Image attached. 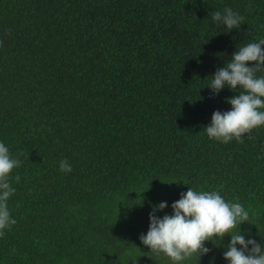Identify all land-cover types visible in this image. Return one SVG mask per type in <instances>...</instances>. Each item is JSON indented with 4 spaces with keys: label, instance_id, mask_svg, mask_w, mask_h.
I'll return each instance as SVG.
<instances>
[{
    "label": "trees",
    "instance_id": "trees-1",
    "mask_svg": "<svg viewBox=\"0 0 264 264\" xmlns=\"http://www.w3.org/2000/svg\"><path fill=\"white\" fill-rule=\"evenodd\" d=\"M226 7L239 29L212 20ZM260 39L264 0H0V142L22 161L0 264H172L140 236L189 187L241 203L264 246V126L205 130L242 91L213 94L215 72ZM230 240L183 264H228Z\"/></svg>",
    "mask_w": 264,
    "mask_h": 264
},
{
    "label": "clouds",
    "instance_id": "clouds-1",
    "mask_svg": "<svg viewBox=\"0 0 264 264\" xmlns=\"http://www.w3.org/2000/svg\"><path fill=\"white\" fill-rule=\"evenodd\" d=\"M211 18L229 31L239 29L245 19L230 7H226L223 14L215 11ZM262 71L264 39L240 47L232 54L230 62L215 72L208 86L213 94H218L225 86L233 91L239 87L242 91L228 100L231 110L213 112L211 123L205 128L209 139L225 144L235 139L242 143L244 134L264 126V75H256ZM21 164L22 161L13 157L9 148L0 142V237L4 229L16 224L8 208V200L16 191L9 175ZM60 171H72L66 159L60 161ZM15 179L18 182L20 178L17 175ZM167 206L166 202L153 206L149 230L140 236L142 243L157 256L163 254L172 264H183L194 256L200 259L207 254L210 249L205 246L206 241L223 240L225 235H230L228 250L223 253L228 264H264V246L254 239L246 240L241 234L240 225L250 218L241 203L226 202L216 190L197 191L189 187L171 205L173 214L162 218L155 214Z\"/></svg>",
    "mask_w": 264,
    "mask_h": 264
}]
</instances>
